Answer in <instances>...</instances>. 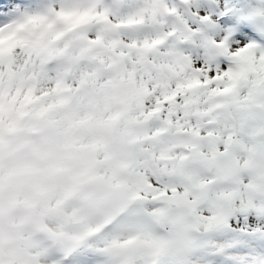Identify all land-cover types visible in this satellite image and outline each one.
I'll use <instances>...</instances> for the list:
<instances>
[{
  "label": "snow or ice",
  "instance_id": "snow-or-ice-1",
  "mask_svg": "<svg viewBox=\"0 0 264 264\" xmlns=\"http://www.w3.org/2000/svg\"><path fill=\"white\" fill-rule=\"evenodd\" d=\"M19 133L43 244L0 264H264V0H0Z\"/></svg>",
  "mask_w": 264,
  "mask_h": 264
},
{
  "label": "rangeland",
  "instance_id": "rangeland-1",
  "mask_svg": "<svg viewBox=\"0 0 264 264\" xmlns=\"http://www.w3.org/2000/svg\"><path fill=\"white\" fill-rule=\"evenodd\" d=\"M0 147V238H10L21 251L43 244L44 229L32 220L31 202L34 185L45 179L39 170L45 161L34 148L37 134H6ZM31 141V143L29 142ZM52 245L40 246L37 255L51 251Z\"/></svg>",
  "mask_w": 264,
  "mask_h": 264
}]
</instances>
